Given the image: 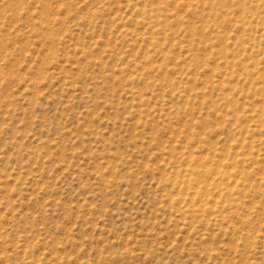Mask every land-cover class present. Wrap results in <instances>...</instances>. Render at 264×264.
<instances>
[{"label": "rangeland", "instance_id": "1", "mask_svg": "<svg viewBox=\"0 0 264 264\" xmlns=\"http://www.w3.org/2000/svg\"><path fill=\"white\" fill-rule=\"evenodd\" d=\"M0 264H264V0H0Z\"/></svg>", "mask_w": 264, "mask_h": 264}]
</instances>
